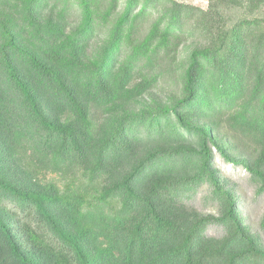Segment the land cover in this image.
I'll return each mask as SVG.
<instances>
[{
    "label": "trees",
    "instance_id": "16d2710c",
    "mask_svg": "<svg viewBox=\"0 0 264 264\" xmlns=\"http://www.w3.org/2000/svg\"><path fill=\"white\" fill-rule=\"evenodd\" d=\"M216 153L264 193V0H0V264H264Z\"/></svg>",
    "mask_w": 264,
    "mask_h": 264
},
{
    "label": "rangeland",
    "instance_id": "374dc122",
    "mask_svg": "<svg viewBox=\"0 0 264 264\" xmlns=\"http://www.w3.org/2000/svg\"><path fill=\"white\" fill-rule=\"evenodd\" d=\"M186 3H191L201 7H206L207 0H178ZM161 97L160 95H157ZM216 166L221 170L222 174L229 178L230 184L238 194V208L243 217V221L249 226L250 230L259 235L264 244V193L258 194L255 187L249 183L248 174L241 167H236L226 163L216 153ZM56 178V176H54ZM189 202L197 209L207 212L208 206L202 200V193L196 192L193 194ZM208 234L219 235L221 230L218 226H210L207 229Z\"/></svg>",
    "mask_w": 264,
    "mask_h": 264
}]
</instances>
